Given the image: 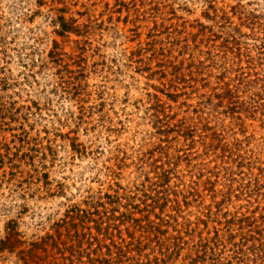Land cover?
<instances>
[{
	"label": "rangeland",
	"instance_id": "1",
	"mask_svg": "<svg viewBox=\"0 0 264 264\" xmlns=\"http://www.w3.org/2000/svg\"><path fill=\"white\" fill-rule=\"evenodd\" d=\"M0 264H264V0H0Z\"/></svg>",
	"mask_w": 264,
	"mask_h": 264
}]
</instances>
